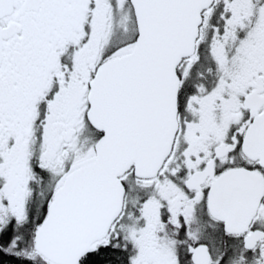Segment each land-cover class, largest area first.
Instances as JSON below:
<instances>
[{
    "label": "snow or ice",
    "instance_id": "snow-or-ice-1",
    "mask_svg": "<svg viewBox=\"0 0 264 264\" xmlns=\"http://www.w3.org/2000/svg\"><path fill=\"white\" fill-rule=\"evenodd\" d=\"M0 264H264V0H0Z\"/></svg>",
    "mask_w": 264,
    "mask_h": 264
}]
</instances>
